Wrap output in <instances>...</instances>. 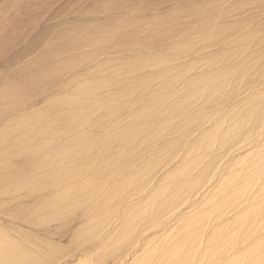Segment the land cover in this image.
Returning a JSON list of instances; mask_svg holds the SVG:
<instances>
[{"label": "bare ground", "instance_id": "bare-ground-1", "mask_svg": "<svg viewBox=\"0 0 264 264\" xmlns=\"http://www.w3.org/2000/svg\"><path fill=\"white\" fill-rule=\"evenodd\" d=\"M58 1L0 0V264H264V0Z\"/></svg>", "mask_w": 264, "mask_h": 264}, {"label": "rangeland", "instance_id": "rangeland-1", "mask_svg": "<svg viewBox=\"0 0 264 264\" xmlns=\"http://www.w3.org/2000/svg\"><path fill=\"white\" fill-rule=\"evenodd\" d=\"M76 0H59L56 4H54L49 10L48 13L45 14V16L43 17V19L41 20L40 25L38 26V30L41 28H45V25H59L60 23L70 20L73 18V16H75L77 13V10H81L79 9L80 7H76V6H72V4L75 2ZM78 11V12H79ZM81 15V14H80ZM60 16V17H59ZM46 21H45V19ZM48 18V19H47ZM259 18L262 19L261 16H259ZM47 22V23H46ZM54 22V23H53ZM44 39L41 41L44 43ZM27 53V54H26ZM25 54L24 52H20L19 59H25L28 57L29 52L27 51ZM22 55H24L22 57ZM27 55V56H26ZM25 57V58H24Z\"/></svg>", "mask_w": 264, "mask_h": 264}]
</instances>
